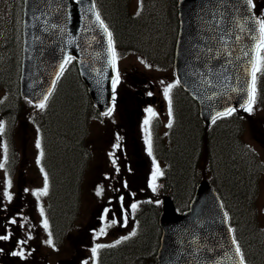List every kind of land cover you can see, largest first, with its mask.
Returning <instances> with one entry per match:
<instances>
[{"label":"water","instance_id":"water-1","mask_svg":"<svg viewBox=\"0 0 264 264\" xmlns=\"http://www.w3.org/2000/svg\"><path fill=\"white\" fill-rule=\"evenodd\" d=\"M93 0H25L21 91L45 100L69 57L103 111L111 100V37ZM180 27L174 66L178 82L199 104L205 123L247 105L260 18L250 0H179ZM158 264H246L228 214L208 181L196 187L189 207L178 213L169 196L160 215Z\"/></svg>","mask_w":264,"mask_h":264},{"label":"rangeland","instance_id":"rangeland-1","mask_svg":"<svg viewBox=\"0 0 264 264\" xmlns=\"http://www.w3.org/2000/svg\"><path fill=\"white\" fill-rule=\"evenodd\" d=\"M102 2L104 6H106V13L109 19L113 20V14H118L115 0H102ZM157 4L158 8L160 9L161 5L158 2ZM128 6L132 9V11H139L140 0H128ZM140 19L142 20V23L143 21L148 22V17L145 13ZM144 25H147V23H144ZM142 33L141 40L143 41L145 38H147V35L144 32ZM139 40V38L136 40L137 45ZM145 43L152 44L149 39H146V42H143L144 45H146ZM126 54V56L118 58L117 74L119 82L120 80H124L126 75L129 74L139 77H152L151 80L156 86L153 92L158 94L159 99L164 104V109L160 110L157 106L155 109H153V115L150 119L145 118V116L139 117L135 111L136 117L134 116V121H132L133 125L129 126V124H127L124 120L121 112L120 116H122L117 118L116 114H118L117 106L119 102H116V105L110 116L101 121H95L91 128L90 136L87 139V146L92 151L91 161L87 173L82 178L81 184L83 185H81V193L78 199L79 202L77 209L75 210V216L71 225V232L69 234L72 239H74L75 236L83 233L95 234L96 232H102L104 239L101 242L106 244L115 241L124 235H127L132 229L135 228V223L131 218V213L128 212V216L124 214V212L127 210L125 205L118 206L119 215L124 217L122 221L116 219V213L114 212V209L113 215L115 222H112V219H110L108 216H105L103 217L102 224L96 226L94 223H91L90 220V217L93 218V216L97 214V210H99L100 207L103 208L102 212L108 210L109 208H113L117 199L116 192H112V186H110V180L114 174L112 162L115 158L114 153L116 152L113 143H119V138L122 137V135L119 134L118 136V133L123 129L124 133L128 134L130 137L132 132L131 127H133V130L135 129L141 134V137L143 136L145 140H147L148 150V133L151 124L156 123L159 128V133L164 134L170 122V89L173 83V78L171 75V70L168 68V63H165L164 60L156 62L149 58L144 59V55L141 52H136V54H133V52L129 53L127 51ZM2 97L3 96L0 95V99ZM21 106H23V104ZM254 108L255 106L253 105L248 109V111H250V118L247 119V123L243 126L242 138L243 142L248 147V155L251 157V154L258 156L260 161L264 163V133L260 132V129L264 127V107H258L257 111H255ZM31 111L32 109L29 106L27 111L26 109H23L21 116L23 117L24 122L20 127L14 126L11 136L8 135L5 137L2 135V133H0V179L4 182L3 187V183L0 180V210L8 211L13 209L19 215H21V223H28L30 227L31 238L35 241L39 240L37 242L41 243L39 246H37L35 243V246L42 249L43 246L44 248L48 246V233L45 227V218L41 212L42 207L40 197L42 191L45 188L46 180L44 179V170L38 166V140H34V136L32 135V123L30 117ZM66 111L67 108H61L58 112L59 115L62 114V116L65 113L66 116H71L75 112H78V110ZM52 119L53 116H51L50 120ZM60 125L65 127L66 122L61 123ZM144 132H147L146 136L143 135ZM11 138L16 143V148L14 147V150H16L15 153L19 151L20 155H23L25 159L22 162L20 169L18 170L17 167L18 171L15 170V175H13L16 176L17 173L21 174L20 179L18 180L17 177H15L13 181L8 184L5 177L6 169L4 167V162L6 160L5 158L7 157V141ZM43 144L47 145L46 142ZM14 145L15 144H13V146ZM50 147L52 148L51 145ZM133 147L134 145H129L130 151H133ZM3 149H5L4 152ZM119 152L120 151H118V153ZM245 156H247L246 153L244 154V157ZM151 158L152 160L147 159L144 165L141 164L142 166H138L139 170L137 174H141L142 183L146 185L148 180L150 181L151 185L155 182V178H157L161 173L163 164L159 159L155 157ZM67 162L68 159L66 156L60 159L61 164L56 158H50L49 164L51 165L52 182H55L58 178L62 180L61 175L59 174V167L62 166L65 168ZM214 176L215 173L212 175V177L214 178V181L217 183V185L222 187L221 178H219L220 180H217V178ZM225 177L228 178V176ZM251 182L257 186H254V192H251L249 196V202L247 206L249 205L250 211L247 212L246 215L248 218H250V220L255 222L256 227L259 226L263 231H261V235L257 233L259 236L257 235V238H255V240H258L256 254L259 255V258L256 260L253 258V256L250 254V248H247L246 252L253 261V264H264V169L261 173L256 175L254 180ZM6 186L12 187L8 189V191H12L10 195L5 194ZM76 195L77 193L74 189L71 191H66L65 196L62 190H59V193L55 191V205L60 206L58 204L60 199H66L67 202H72L76 199ZM134 200L135 199H133L127 205L129 208L132 206ZM244 210L248 209L245 207ZM69 217L70 216H68L67 219ZM34 218L36 219V223ZM244 240L247 244V236H245ZM70 243L73 247L74 242L70 240ZM66 245L67 244L64 241L61 244V247L65 252H68L65 250ZM249 245L250 247H253L251 244ZM82 248L83 241L77 244L76 247H73L75 250L74 254H77ZM65 252L57 254L56 260L68 254ZM4 264H11V262L6 261Z\"/></svg>","mask_w":264,"mask_h":264},{"label":"trees","instance_id":"trees-1","mask_svg":"<svg viewBox=\"0 0 264 264\" xmlns=\"http://www.w3.org/2000/svg\"><path fill=\"white\" fill-rule=\"evenodd\" d=\"M115 3L118 14H113L114 27L112 29L118 40L126 46H136V40L138 38L141 40L142 32H144L149 36L152 43H145L146 47L144 48L153 50L158 56L159 54L166 55V51L169 50V43L174 38L177 29L176 0H168V12L166 14L163 13V8L155 10L149 18L150 23L144 21L142 23L139 18L127 11V7L121 6L119 0H115ZM158 3L161 4L160 1ZM152 23L158 24L157 27L153 29ZM144 41L146 42V40ZM169 54L171 55V47ZM81 89L85 91L75 64H71L55 93L57 98L66 97L64 100H54L56 103H52L53 119L50 120L52 114L47 119L48 137L52 146L49 150V160L54 157L60 163V159L64 156L68 159L65 168L59 167V174L63 180L58 178L59 190H62L64 196L66 191L75 190L76 176L83 168L86 160L85 154H87L83 147L82 138L87 130L90 115L88 112L92 111V107L89 99L83 98ZM61 108H67V111L78 110V112L71 116H66V113L62 116L58 112ZM174 110L177 119L170 134L171 145L170 143L161 145V153L170 162L166 178L169 183L168 186L172 188L176 204L183 209L201 178L209 171L215 173L217 180L219 178L222 180L221 189L219 186L217 189L222 196L229 197L230 207L233 211L230 219L231 224L243 252L246 246L244 238L247 236L248 243L253 246L250 247L251 255L255 259L259 258V255L256 254L258 240L255 238L258 234L261 235L263 230L259 226L256 227L255 222L246 215L250 211L247 204L253 189L254 183L251 181L254 180L255 171L254 167L252 169L249 164L252 157L248 155L242 140L243 119L236 115L222 117L216 120L214 126L210 128L203 124L198 115L197 105L184 92L177 94ZM65 122V127L60 125ZM245 153L247 156L244 157ZM75 202L76 199L72 202L61 199L59 202L61 206L58 207L55 217L59 215V219H65L71 216ZM245 207L248 210H244ZM143 224L144 228H148V233L145 236V251L153 253L152 250L157 244L159 235L155 207L151 208V214L145 215ZM139 251H143L142 247L136 245L130 252L133 255ZM121 254L122 251H120ZM131 255L129 256L130 259ZM116 257L120 258L117 255ZM126 259L130 261L128 256ZM105 261V264H110L107 259Z\"/></svg>","mask_w":264,"mask_h":264},{"label":"flooded vegetation","instance_id":"flooded-vegetation-1","mask_svg":"<svg viewBox=\"0 0 264 264\" xmlns=\"http://www.w3.org/2000/svg\"><path fill=\"white\" fill-rule=\"evenodd\" d=\"M142 97H143V96H142ZM143 98H145V99H147V100L150 101L151 98H152V96L147 95V96H144ZM154 99H155V98H154ZM137 152H139V151H137L136 149H135V151L132 152V154H131V156H130V159H131V160H132V159H136V158H135V157H136V154H139V153H137ZM128 153H129V151L127 152V154H128ZM21 161H23L22 158H21ZM131 176H132V175H130V176L128 177V179H126L127 182H128V187H129V188H130L131 186L133 187V182H134V179H135V178H134L132 181H130L129 178H130ZM121 177H122V175H120V174L117 176L118 182L121 183V184H124V180H125V178H124V176H123V178H121ZM121 184H120V185H121ZM119 192H124L125 195H126L127 197L130 196L129 189H127L125 186H124L123 188H121V190H120ZM117 206H118V202H116L115 205H114V209H115L116 212L118 213V212H119V209L117 208ZM111 212H112V209L109 208V209H108V213H109V215H110V218L113 219V215L111 214ZM102 214H103V213L101 212V208H100V211H99V214H98L97 219L102 218ZM117 218H118L119 220H121V216H120L119 214H117ZM147 233H148V228L146 229L145 233L143 234L142 239H138V240H136L137 245L141 246L143 251L146 250V247H145V243H146V241H145V236L147 235ZM83 236H86V235H83ZM141 240H142V242H141ZM16 241L19 243V246H18V248H17V255H18L19 257H21L22 254H23V252H24V246H25V245H24V241H23V239L19 240L18 238L16 239ZM109 252H110V251H106V252H104V251L102 250V246H99V248H98V250H97V253H96V255H95V262H96V264H100V262H101V264H105V263H106V261H105L106 259L108 260V262H110V264H117L118 261H119V258L116 257L117 254H114V250H111L112 253H110V254H109ZM105 253H107V254L105 255ZM50 256H51L50 253H47V254H41V255H36L37 260H36L35 264H79V262H80V259H79V258H76V257L68 258V260H65V259H59L58 261L53 262ZM117 256H118V255H117ZM118 257H119V256H118ZM84 258L86 259V256H85Z\"/></svg>","mask_w":264,"mask_h":264}]
</instances>
